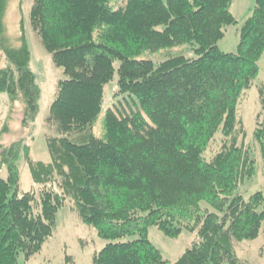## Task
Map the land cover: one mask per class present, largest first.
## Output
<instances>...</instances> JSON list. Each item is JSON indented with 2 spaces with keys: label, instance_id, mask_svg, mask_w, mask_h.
Segmentation results:
<instances>
[{
  "label": "trees",
  "instance_id": "1",
  "mask_svg": "<svg viewBox=\"0 0 264 264\" xmlns=\"http://www.w3.org/2000/svg\"><path fill=\"white\" fill-rule=\"evenodd\" d=\"M234 2L34 0L32 30L66 77L47 117L57 135L46 138L51 161L44 163L32 158L26 139L3 143L19 107L22 129H33L42 88L31 67L24 0H0V95L8 102L0 131V264H25L22 256L39 253L68 200L107 242L92 264H247L236 244L259 238L264 195L247 201L238 194L255 175L250 150L239 142L247 132L238 109L260 74L264 0L242 25L237 51L227 53L219 42L239 25ZM15 3L17 35L8 22ZM183 46L194 56L170 55L158 65L143 58ZM115 75L121 99L105 109ZM258 93L262 114L264 84ZM220 131L227 141L207 161ZM253 136L264 175V116ZM21 159L35 185L28 192L21 190ZM152 227L171 239L184 231L197 238L171 263L150 240Z\"/></svg>",
  "mask_w": 264,
  "mask_h": 264
},
{
  "label": "rangeland",
  "instance_id": "2",
  "mask_svg": "<svg viewBox=\"0 0 264 264\" xmlns=\"http://www.w3.org/2000/svg\"><path fill=\"white\" fill-rule=\"evenodd\" d=\"M33 3L34 0H24V15L27 37L32 53L31 67L42 88L41 110L33 129L24 131L21 127V108H17L9 125L11 131L4 136L3 143L9 145L14 141L26 139V142L31 147L32 158L35 161L50 163L51 157L46 138L48 136H56L57 134L54 128L47 122V117L50 113V107L56 99L59 82L66 77L63 69L54 65L51 55L44 49L40 40L32 30L29 15ZM255 3L256 0H235L232 6V13L239 22V25L227 28L225 38L219 42V48L222 51L227 53H235L237 51L241 27L252 15ZM121 4L124 6L126 0H121ZM20 20L18 5L15 3L8 18L13 35H17L19 32ZM175 54H184L187 57L194 56L192 47L183 46L175 48L171 52L164 51L155 55L147 54L143 58L152 59L158 65L170 55ZM259 65V77L254 82L253 88L242 96L238 109L239 117L243 120L247 132L246 138L243 140L240 137L239 142L241 143L243 141L250 150V157L255 170L254 177L245 179L238 191V194L247 201L258 192L264 195V175L260 147L253 136L258 123L264 116V113L261 114L262 108L258 93V87L264 84V56ZM117 66H119V63H117ZM118 90V76L115 75L114 79L106 87L105 109L114 106L121 99V96H118ZM7 110V97L0 95V131L7 117ZM260 114L262 117L259 120L258 117ZM102 122L103 117L101 116L98 127ZM226 141L222 132H218L204 155L205 159L211 161L221 151ZM20 167L21 190L28 192L35 185L30 170L23 159L20 161ZM1 176L6 177V173H2ZM203 207L208 209L205 204H203ZM149 238L162 252L164 259L174 263L185 253L186 249L191 247L197 238V233L184 231L179 238L171 239L166 237L158 228L152 227L149 231ZM106 244L107 242L100 239L94 229L84 224L74 210L73 202L68 200L65 209L58 215V228L54 236L43 245L39 253L31 257L28 261H25L22 256L20 262L25 264H92L94 254L99 252ZM236 252L239 259L244 263L264 264V228L257 240L237 243Z\"/></svg>",
  "mask_w": 264,
  "mask_h": 264
}]
</instances>
